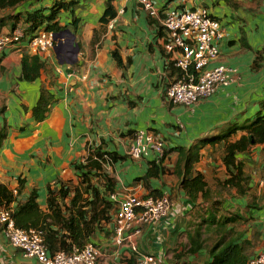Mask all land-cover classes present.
Masks as SVG:
<instances>
[{
    "label": "crops",
    "instance_id": "1",
    "mask_svg": "<svg viewBox=\"0 0 264 264\" xmlns=\"http://www.w3.org/2000/svg\"><path fill=\"white\" fill-rule=\"evenodd\" d=\"M54 1L77 3L73 17L64 12L58 16L63 28L58 33L62 34L59 49L38 55L24 39L0 52V130L5 134L0 147V183L16 192L22 180L18 198L23 201L35 191L42 212L49 211L48 191L57 192L62 185L71 190L64 201L68 205L80 182L73 166L84 163L90 152L125 157L102 164V170L115 182L117 201L127 195L143 198L148 191L136 180L144 176L155 155L136 160L126 157L135 134H155L169 149H191L234 125L252 121L259 112L264 101V0H149L163 12L206 9L220 23L223 37L214 63L231 68L232 81L190 107L170 105L164 98L170 82L166 66L174 58L163 50V14L160 20L149 18L136 0L112 1L116 12L112 30L99 23L108 0H28L0 13V19H8L0 35L24 21L26 13L42 8L49 14ZM73 18L78 19L75 29L70 26ZM33 56L39 58L43 69L37 79L26 81L21 76V60ZM41 91L50 93L52 102L44 121L36 122L32 109ZM245 135L237 131L229 142ZM223 147L222 142L202 147L189 177L203 176L211 200L219 202L218 219L236 217L226 226L227 233L240 236L238 243L245 246L249 261L264 247V145L236 156L241 177L246 179L243 195L235 187H220L229 178ZM176 160V153L167 155L164 174L149 179L152 190L170 201L167 217L140 226L130 243L116 246L114 202L110 222L101 221L87 243L100 253L97 264H137L147 255L158 264L210 261L215 237L195 254H185L188 236L210 203L188 200L173 175ZM0 264H38L9 246L2 224Z\"/></svg>",
    "mask_w": 264,
    "mask_h": 264
},
{
    "label": "trees",
    "instance_id": "2",
    "mask_svg": "<svg viewBox=\"0 0 264 264\" xmlns=\"http://www.w3.org/2000/svg\"><path fill=\"white\" fill-rule=\"evenodd\" d=\"M27 1L0 0V13ZM112 1L108 0L106 2L104 14L99 21L102 27H105L116 15ZM76 7L77 3L74 1H54L49 14L46 15V11L42 8L32 13H26L24 21L14 24L12 30L20 26L24 29L26 35H32L37 29L43 27L51 34L57 35L63 29L58 22L59 14L61 12L69 13L73 17ZM17 20L18 18H14V21ZM7 21L8 19H0V31ZM77 24L78 19L73 18L70 26L75 29ZM162 30H164L163 27ZM112 57L115 61L119 60L115 52H112ZM42 69L43 64L37 56L23 57L21 60V76L26 81L37 79ZM190 70L192 71V68ZM166 71L170 80L167 86L183 75L182 71L173 62L168 63ZM51 102V94L41 91L37 104L32 109V116L36 122L44 121ZM259 109L252 121L241 126L234 125L212 139L202 140L198 146L191 149L180 146L169 149L165 146L163 155L154 154L155 160L149 164L147 172L136 180L142 181L148 191V196L143 198H161V195L150 187L149 179L164 174V162L167 155L177 154L173 175L179 180V187L193 204L198 200H201L202 203H210V208L205 211L206 214L204 213L203 217H199L198 225L194 228L193 233L188 236L189 248L185 251L186 255L195 254L209 238L213 239L215 237L216 242L210 250V261L205 264H248L250 260L248 261L245 246L241 245V242L238 243L240 236L227 233L226 226L233 223L236 217L222 216L218 219L216 217L218 215L216 207H218L219 202L211 200L210 189L203 176L198 173L189 176L192 174L194 164L199 161L201 148L206 145L215 146L222 142L224 144L223 164L229 178L220 187H235L238 193L243 195L246 191V179L241 177V165L236 162V156L248 152L256 145H264V101ZM237 131L245 132L246 135L235 142H229L232 135ZM4 138V131L0 130V147ZM162 141L164 142V140ZM124 158L118 154L100 151L90 152L84 163L74 164L73 166L76 176L80 179V185L73 188V194L68 201V205L64 201L70 194L69 187L62 185L57 192L48 191L46 199L48 213H44L39 209L35 191H32L23 201L18 198L20 190L23 188L22 180L19 181L16 192L0 183V211L8 212L17 229L41 231L44 245L50 255L56 252L69 253L73 248L82 249L89 243L90 237L99 227L100 222L108 223L112 218L111 213L115 203L109 199V196L114 193L115 182L103 172L102 164L106 161L112 164ZM92 179H96L95 181H98V183L100 182L103 190L100 191V187H98L93 192L89 191V188L93 186ZM86 183L88 186L83 188ZM89 193H91L90 197H87ZM64 211L68 213L67 217L64 216Z\"/></svg>",
    "mask_w": 264,
    "mask_h": 264
},
{
    "label": "built area",
    "instance_id": "3",
    "mask_svg": "<svg viewBox=\"0 0 264 264\" xmlns=\"http://www.w3.org/2000/svg\"><path fill=\"white\" fill-rule=\"evenodd\" d=\"M138 6L151 19L160 20L164 29L163 50L173 54L174 65L183 75L164 90V98L174 104L190 107L210 96L219 87L232 81L233 70L214 62L219 57V43L223 37L220 23L212 18L206 9L179 12L157 9L149 0H136ZM114 28L113 19L106 25ZM27 40L29 47L38 55L52 52L61 47L62 41L45 28L37 29L32 35L25 34L22 27H16L9 34L0 35V52L21 41ZM192 68V71L190 70ZM165 143L155 134L139 132L134 135L126 155L131 159L146 157L149 153L163 155ZM110 199L117 203L114 215V244L130 243L139 227L157 222L170 212L168 197L153 199L127 195L117 201L113 194ZM0 224L10 247L19 250L24 257L33 258L38 264H97L98 250L88 244L82 249L73 248L69 253L56 252L50 255L44 245L42 232L17 229L7 211H0ZM128 234L126 235V233ZM131 246V244H130ZM132 251L136 248L131 246ZM151 255L141 256L137 264H158ZM248 264H264V247L250 259Z\"/></svg>",
    "mask_w": 264,
    "mask_h": 264
},
{
    "label": "rangeland",
    "instance_id": "4",
    "mask_svg": "<svg viewBox=\"0 0 264 264\" xmlns=\"http://www.w3.org/2000/svg\"><path fill=\"white\" fill-rule=\"evenodd\" d=\"M129 147V146H128ZM128 147H127V149H128ZM127 149H126V152H127ZM125 155H126V153H125ZM126 157H128L127 155H126ZM129 158V157H128ZM144 158V157H143ZM129 159H131V158H129ZM141 159V158H140ZM132 160H134V159H132ZM136 160V159H135ZM104 172V171H103ZM105 173V172H104ZM96 180V179H95ZM95 180H93L92 179V184H93V186L91 187V188H89V191H91V192H93L95 189H97L98 187H101V183L99 182L98 183V181H95ZM80 184H77V186H79ZM77 186H75V187H77ZM86 186H88V184L86 183L85 185H84V187L83 188H85ZM112 195V194H111ZM110 195V196H111ZM110 196H109V199H110ZM167 217V216H166ZM165 217V218H166ZM164 219V218H163ZM158 221H160V220H158Z\"/></svg>",
    "mask_w": 264,
    "mask_h": 264
},
{
    "label": "water",
    "instance_id": "5",
    "mask_svg": "<svg viewBox=\"0 0 264 264\" xmlns=\"http://www.w3.org/2000/svg\"><path fill=\"white\" fill-rule=\"evenodd\" d=\"M61 35H62V34H57V35L54 36V38H55V39H60Z\"/></svg>",
    "mask_w": 264,
    "mask_h": 264
}]
</instances>
